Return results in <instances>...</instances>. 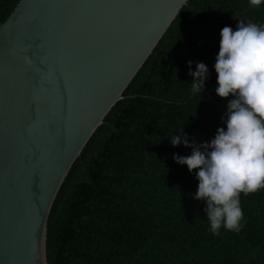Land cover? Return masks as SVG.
<instances>
[{"label":"trees","instance_id":"1","mask_svg":"<svg viewBox=\"0 0 264 264\" xmlns=\"http://www.w3.org/2000/svg\"><path fill=\"white\" fill-rule=\"evenodd\" d=\"M20 0H0V26ZM264 25V2L189 0L73 166L48 224L49 264H264V189L240 194L239 233L210 231L196 170L173 159L225 128L216 94L223 27ZM208 68L203 91L189 75Z\"/></svg>","mask_w":264,"mask_h":264},{"label":"water","instance_id":"2","mask_svg":"<svg viewBox=\"0 0 264 264\" xmlns=\"http://www.w3.org/2000/svg\"><path fill=\"white\" fill-rule=\"evenodd\" d=\"M189 0H20L0 26V264H49L90 140Z\"/></svg>","mask_w":264,"mask_h":264},{"label":"clouds","instance_id":"3","mask_svg":"<svg viewBox=\"0 0 264 264\" xmlns=\"http://www.w3.org/2000/svg\"><path fill=\"white\" fill-rule=\"evenodd\" d=\"M264 0H250L259 6ZM220 49L214 65L217 73L216 94L221 98L234 97L227 105L225 128L209 142L189 143L180 135L170 137L171 144H183L192 149L191 155L174 154L176 163L196 170L197 200L206 202L210 231L219 235L226 230L239 233L244 214L240 194L245 196L264 189V25L243 21L237 30L225 26L220 32ZM193 77V93H201L208 68L198 63Z\"/></svg>","mask_w":264,"mask_h":264}]
</instances>
